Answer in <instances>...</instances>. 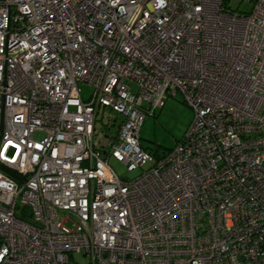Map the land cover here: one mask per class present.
Returning a JSON list of instances; mask_svg holds the SVG:
<instances>
[{"label":"built area","instance_id":"obj_1","mask_svg":"<svg viewBox=\"0 0 264 264\" xmlns=\"http://www.w3.org/2000/svg\"><path fill=\"white\" fill-rule=\"evenodd\" d=\"M226 2L0 0V264H264V0ZM177 94L156 158L140 129Z\"/></svg>","mask_w":264,"mask_h":264},{"label":"rangeland","instance_id":"obj_2","mask_svg":"<svg viewBox=\"0 0 264 264\" xmlns=\"http://www.w3.org/2000/svg\"><path fill=\"white\" fill-rule=\"evenodd\" d=\"M253 0H227L228 10L238 13H248ZM134 89V87H133ZM80 91L83 98H87L91 92V86L87 83L80 84ZM193 118V110L183 100L181 94L168 97L163 106L155 110L153 116H147L140 129L141 147L151 153H163L172 148L184 135ZM117 115L101 108L96 117V137H102L104 132H113L118 124ZM110 167L116 174L126 180L135 178L140 169L128 171L126 166L114 158L109 159ZM73 261L78 264H87L88 257L81 253H74Z\"/></svg>","mask_w":264,"mask_h":264},{"label":"trees","instance_id":"obj_3","mask_svg":"<svg viewBox=\"0 0 264 264\" xmlns=\"http://www.w3.org/2000/svg\"><path fill=\"white\" fill-rule=\"evenodd\" d=\"M165 153V152H163ZM153 155L156 157V158H159L161 156V153H153Z\"/></svg>","mask_w":264,"mask_h":264},{"label":"water","instance_id":"obj_4","mask_svg":"<svg viewBox=\"0 0 264 264\" xmlns=\"http://www.w3.org/2000/svg\"><path fill=\"white\" fill-rule=\"evenodd\" d=\"M0 130H1V125H0Z\"/></svg>","mask_w":264,"mask_h":264}]
</instances>
